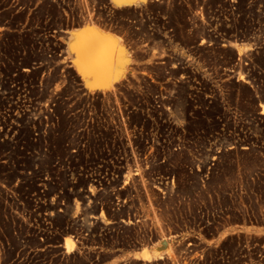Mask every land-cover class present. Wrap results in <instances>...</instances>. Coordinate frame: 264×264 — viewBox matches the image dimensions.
Returning <instances> with one entry per match:
<instances>
[{"label": "rangeland", "instance_id": "374dc122", "mask_svg": "<svg viewBox=\"0 0 264 264\" xmlns=\"http://www.w3.org/2000/svg\"><path fill=\"white\" fill-rule=\"evenodd\" d=\"M90 22L109 90L72 63ZM261 104L264 0H0V264H264Z\"/></svg>", "mask_w": 264, "mask_h": 264}, {"label": "bare ground", "instance_id": "6f19581e", "mask_svg": "<svg viewBox=\"0 0 264 264\" xmlns=\"http://www.w3.org/2000/svg\"><path fill=\"white\" fill-rule=\"evenodd\" d=\"M117 4H129L137 0H113ZM119 35L102 29L95 23H86L71 31L70 48L72 63L90 90H109L124 74L128 56ZM243 46H237V52ZM261 112L264 105L261 104ZM64 247L71 249L73 241L64 238ZM144 258H149L146 251Z\"/></svg>", "mask_w": 264, "mask_h": 264}]
</instances>
